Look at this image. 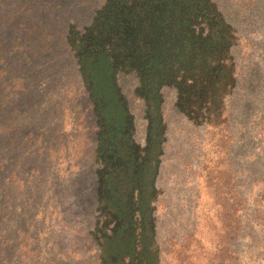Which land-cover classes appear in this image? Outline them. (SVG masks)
Wrapping results in <instances>:
<instances>
[{
  "label": "rangeland",
  "instance_id": "1",
  "mask_svg": "<svg viewBox=\"0 0 264 264\" xmlns=\"http://www.w3.org/2000/svg\"><path fill=\"white\" fill-rule=\"evenodd\" d=\"M104 3H0L6 20L0 32L3 47L13 50L10 44L17 37L22 44L14 48L7 71V80L18 77L21 85L12 98L7 86L0 107V122L7 129L0 132V264L98 262L90 231L95 223L91 171L99 126L71 51L69 28L75 25L81 38ZM258 21L256 16L246 32L261 47L264 26ZM244 82L242 104L230 111L236 124L231 132L234 152L211 153L207 173L197 184L191 179L178 182L180 172L191 166L164 167L174 200L161 241L171 243V264H264V101L256 102V87ZM103 87L98 90L110 96Z\"/></svg>",
  "mask_w": 264,
  "mask_h": 264
},
{
  "label": "flooded vegetation",
  "instance_id": "2",
  "mask_svg": "<svg viewBox=\"0 0 264 264\" xmlns=\"http://www.w3.org/2000/svg\"><path fill=\"white\" fill-rule=\"evenodd\" d=\"M102 9L111 18L93 19L87 34L105 35L80 39L112 59L114 80L95 109L97 264H171L164 167L191 166L176 180L197 184L211 153L234 152L242 82L264 101V46L246 32L256 16L264 26V0H105Z\"/></svg>",
  "mask_w": 264,
  "mask_h": 264
},
{
  "label": "trees",
  "instance_id": "3",
  "mask_svg": "<svg viewBox=\"0 0 264 264\" xmlns=\"http://www.w3.org/2000/svg\"><path fill=\"white\" fill-rule=\"evenodd\" d=\"M2 2V0H0V3ZM103 8V7H102ZM101 8V9H102ZM103 10V9H102ZM100 13H97V15H95L93 17V19H101L103 17L108 18V20L111 18L112 15H110V12L107 11H102ZM110 15V16H109ZM2 15L0 14V32H1V27L3 26V24L6 22V20H2ZM92 19V21H93ZM92 23V22H91ZM69 31L71 32V36L69 35V44L72 47L71 51L75 53V58H76V64H77V69L79 71V74L85 78V83L87 85L88 90L90 91V99L91 101L94 103V106L97 110L100 109V104H102L101 100H107V98L109 99L110 96H107L105 94H103V92L101 93V90L104 89V84H105V89L109 91V93L112 90L113 87V72H112V59H109V57H107L106 55H104L103 52L100 53V48L98 46H96L94 44V46H90L89 49H85L83 47V44L81 43L80 39L84 38L86 35H88L89 37H94L95 35L99 34V35H105V33L100 34V31H95V33L93 34L92 32H85L81 38L80 36H78L79 34V30L76 29V26L72 24V26L69 28ZM13 36L12 39H14L15 37V33L13 32ZM33 32L30 31L29 35H31ZM92 34V35H91ZM71 37V38H70ZM11 40H8V42H10ZM7 42V43H8ZM93 42L95 43V40H93ZM6 43V42H5ZM6 43V44H7ZM22 45L19 42V39L17 37V40L12 42L11 45V49L14 50V48L17 45ZM64 46H66V43L64 44ZM13 50H10L9 48H4L3 47V43L0 41V81H3V84L5 85V87L2 88V90L0 89L1 95H0V107H2V104L4 103V100L6 99V95L5 93V89L7 88V86L9 87V89L11 90L10 95L8 96V98H12L14 97V89H16L17 85H21L20 83V79L18 77H12L9 80L7 75H8V60L10 58V56H13L14 53ZM98 87H101V90H98ZM6 126L5 124H3L2 122H0V132L3 133L4 131H6Z\"/></svg>",
  "mask_w": 264,
  "mask_h": 264
}]
</instances>
